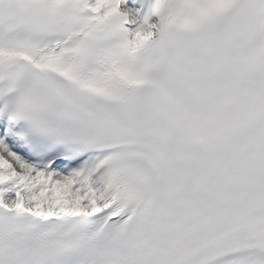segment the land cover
Instances as JSON below:
<instances>
[{"label": "snow or ice", "instance_id": "1", "mask_svg": "<svg viewBox=\"0 0 264 264\" xmlns=\"http://www.w3.org/2000/svg\"><path fill=\"white\" fill-rule=\"evenodd\" d=\"M0 264H264V0H0Z\"/></svg>", "mask_w": 264, "mask_h": 264}]
</instances>
